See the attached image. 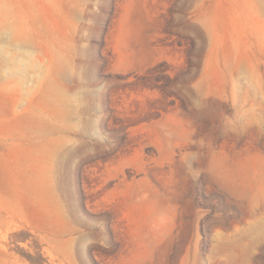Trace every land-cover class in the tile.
I'll return each instance as SVG.
<instances>
[{
	"label": "rangeland",
	"instance_id": "1",
	"mask_svg": "<svg viewBox=\"0 0 264 264\" xmlns=\"http://www.w3.org/2000/svg\"><path fill=\"white\" fill-rule=\"evenodd\" d=\"M264 264V0H0V264Z\"/></svg>",
	"mask_w": 264,
	"mask_h": 264
},
{
	"label": "trees",
	"instance_id": "2",
	"mask_svg": "<svg viewBox=\"0 0 264 264\" xmlns=\"http://www.w3.org/2000/svg\"><path fill=\"white\" fill-rule=\"evenodd\" d=\"M28 259L32 264H44V258L40 253H37L36 256L28 255Z\"/></svg>",
	"mask_w": 264,
	"mask_h": 264
}]
</instances>
